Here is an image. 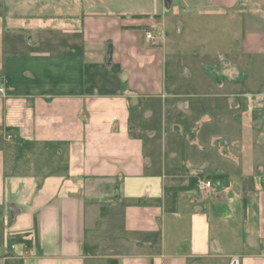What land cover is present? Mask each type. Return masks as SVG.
<instances>
[{
    "label": "crops",
    "instance_id": "1",
    "mask_svg": "<svg viewBox=\"0 0 264 264\" xmlns=\"http://www.w3.org/2000/svg\"><path fill=\"white\" fill-rule=\"evenodd\" d=\"M182 17L264 59V0H0V264H264L261 130L168 84Z\"/></svg>",
    "mask_w": 264,
    "mask_h": 264
},
{
    "label": "rangeland",
    "instance_id": "2",
    "mask_svg": "<svg viewBox=\"0 0 264 264\" xmlns=\"http://www.w3.org/2000/svg\"><path fill=\"white\" fill-rule=\"evenodd\" d=\"M209 20L211 19L202 17L191 20L189 42L187 40L189 19L186 17L169 19V41L165 46L168 84L173 82V76L177 72L176 74L183 75L180 79L184 85L183 91L194 94L203 92L204 95H208L204 101L206 110L249 111L248 115H244V124L247 128L250 124L251 127L261 130L254 136L263 145L259 148L262 154L264 152V59L244 49L241 52L238 46L237 50H231L235 56L227 52L226 48L219 45L218 20L213 19L212 22ZM182 65L188 68V71ZM224 74L228 80H234L235 76L238 82L235 91L241 95L240 97L231 100L218 98L226 91L219 88V81L224 80ZM189 76L190 84L186 82ZM230 80V84H233ZM230 84L226 83V87ZM197 95L199 94L195 96ZM195 100L198 99H190V101ZM199 100L203 101V99Z\"/></svg>",
    "mask_w": 264,
    "mask_h": 264
},
{
    "label": "built area",
    "instance_id": "3",
    "mask_svg": "<svg viewBox=\"0 0 264 264\" xmlns=\"http://www.w3.org/2000/svg\"><path fill=\"white\" fill-rule=\"evenodd\" d=\"M146 37L151 42L154 43L160 42L159 38L155 35L154 32H147ZM0 93L3 94L4 90L0 89ZM213 187H214V182L212 180H206V179L197 180L196 188L203 198H207L211 194Z\"/></svg>",
    "mask_w": 264,
    "mask_h": 264
},
{
    "label": "water",
    "instance_id": "4",
    "mask_svg": "<svg viewBox=\"0 0 264 264\" xmlns=\"http://www.w3.org/2000/svg\"><path fill=\"white\" fill-rule=\"evenodd\" d=\"M14 212V211H13Z\"/></svg>",
    "mask_w": 264,
    "mask_h": 264
}]
</instances>
